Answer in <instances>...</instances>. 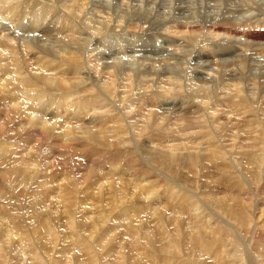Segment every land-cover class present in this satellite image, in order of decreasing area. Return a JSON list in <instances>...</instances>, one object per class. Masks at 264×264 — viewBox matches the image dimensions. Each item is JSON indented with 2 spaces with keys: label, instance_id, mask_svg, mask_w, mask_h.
<instances>
[{
  "label": "bare ground",
  "instance_id": "1",
  "mask_svg": "<svg viewBox=\"0 0 264 264\" xmlns=\"http://www.w3.org/2000/svg\"><path fill=\"white\" fill-rule=\"evenodd\" d=\"M28 2L24 14L57 21L29 18L22 28L41 35L22 39L10 16L21 0H0V106L15 115L0 130V177L14 174L8 193L31 181L37 200L55 199L61 212L51 230L31 222L19 246L24 218L0 224L7 248L17 246L3 264H264V46L248 55L245 40L212 28L261 21L264 0H40L36 12ZM129 22L147 28L127 33ZM179 22L208 31L165 33ZM27 133L39 146L19 141ZM76 147L90 151L77 157ZM56 165L64 172L49 176ZM45 181L56 184L49 199ZM20 187L8 197H25L29 211Z\"/></svg>",
  "mask_w": 264,
  "mask_h": 264
},
{
  "label": "rangeland",
  "instance_id": "2",
  "mask_svg": "<svg viewBox=\"0 0 264 264\" xmlns=\"http://www.w3.org/2000/svg\"><path fill=\"white\" fill-rule=\"evenodd\" d=\"M186 1H188L189 4H192V3H196L198 0H196V1L195 0H186ZM26 2H28V0H26ZM23 4H25V0H21V11H22L21 14H19L16 9L14 10L13 13L10 14L11 19L13 20V23L16 26H19V28L17 27L16 30L14 28H11V30L13 31V33L15 35H18L22 39L25 38L26 40H30V38H33V37L37 38L38 35H41V34H39V32L34 33L32 31H26V29L22 28L23 24L29 18H32L33 21H35L36 23H39V26L41 28H49V27H51V24L54 23V21H57V18H55V17L51 18V20H50L51 22H49L48 20H42V18H40V16H38V14H24ZM28 4H30V6H28V8H30V10H32V12H36V10H38V8H40V6H42V2H40V0H30V2H28ZM53 8H55V10H53V12L54 11L57 12L58 8L56 6H53ZM53 12H51V13H53ZM62 14H64V13H62ZM53 15H54V13H53ZM56 16H57V14H56ZM263 16L264 15H262L261 17L263 18ZM247 17H249V15ZM251 17H250L249 20H238V21L234 20V22L230 21V23H222L224 21H219V22H217V25L216 24L213 25L212 28H213V31L218 32V34H220L221 37H227V36L228 37H233V36H236L237 40L238 39H240V41L245 40L247 42V44L251 47V49L247 50V54L248 55H250V54L252 55L253 52H256V53L258 52L259 53V51H258L259 49H257V48H260L261 46H264L263 45L264 44V21H262V20H264V18L260 21V20H257V18L253 19ZM19 19H21V20L18 21ZM6 25H7V23H6ZM11 26H13V25H11ZM171 26L172 27H169L167 30H165V33H168L170 36L175 37L177 39H180V38L185 37V36L187 37L189 32H191L192 30L193 31L196 30V31H198L200 33L208 31L205 24H199V23H196V22H191V23L190 22H187V23H184V22L180 23L179 22V23H176L174 26L173 25H171ZM146 28H147L146 26H143L141 24H135L134 22H129V28H128V30H125V32H127V33H130V32L139 33V32L145 31ZM175 28H177L176 29L177 32H176L175 35H173L174 34L173 31L175 30ZM212 28L210 27L209 29L212 30ZM196 31H194V32H196ZM3 33H6V31H4ZM144 33H142V34H144ZM194 35H197V34H194ZM214 35H216V33H214ZM220 35H219V39L221 38ZM109 38H111V37H109ZM0 40H2V39H0ZM116 41L117 40H115L114 43ZM151 42L156 44V41H151ZM162 47H163V45H160V42H157L158 51H161ZM253 49L254 50L256 49V51H254ZM106 52H108V51H106ZM177 54H180V52H178ZM123 55H124V53H123ZM139 55L145 56L143 53H139ZM147 56L151 57L152 55L148 54ZM122 57L123 58L119 60L120 62L121 61H127L128 62V61L131 60V58H128L125 55L122 56ZM127 59H129V60H127ZM28 60H30V62ZM28 60L26 61L25 65H27L29 67L28 70H31V73L34 74L33 70L37 68V61L32 56H30L28 58ZM54 60H56V59H54ZM6 64L7 63H5V65L3 64L4 66L1 65L0 69H5ZM9 77H8V79H9ZM15 82L19 83V81H15ZM15 82H13L12 84L9 85L11 89H12L11 85H13V88H14V87H16V85L20 84V83L19 84H17V83L15 84ZM47 92L49 94L50 93H60V94H65L66 95V93H63V92H51V91H47ZM75 97H77V96H75ZM37 103L41 104L42 102L38 101ZM30 104H31V102H30ZM0 108H1V106H0ZM6 109H7L6 107H3V108L0 109L1 112L5 111V112H3L2 117L3 116L4 117L2 118L3 120L1 122V127H2V125H3V127L0 128V130H4V128L6 126V124H4V119L7 120L9 118L10 119L11 118H15V115L12 114V116H11L9 114V111L8 110L6 111ZM37 109H38V107H37ZM38 110H40V109H38ZM41 112L42 111L40 110L39 113H41ZM111 113H114V112H111ZM92 115L93 114H90L89 117L92 116ZM16 123H18V122H16ZM18 126H15V128H13V129L9 127L6 130L7 133L4 134V139L7 138V136H10V135H11V137L14 136L15 132L20 130V129H18L19 128ZM11 130L12 131L14 130V131L12 132ZM58 132H59V130H58ZM58 132H57V134H58ZM163 133H158V134H159V136H162V135H165V134H169L170 131L167 132V130H166ZM152 137H154V136H152ZM21 140H24L26 142H31L32 141V136L29 135L28 133L27 134H23V136L19 138V141H21ZM16 141L17 140H14L13 142H16ZM34 144H35V142L34 143L31 142V145H34ZM38 144H40V142L36 143L34 146H39ZM49 145H51V143L48 144L47 146H49ZM54 145H56V144H54ZM66 146L67 145H65L64 147H66ZM48 148H50V146ZM76 148L80 152V153H76L77 157L79 156V154L81 155V153H83L85 155L86 153H88L90 151V149H88L86 151V149H84L82 147H80L81 149L79 147H76ZM82 149H83V151H80ZM72 151H73V149H70L71 153H72ZM84 151H86V152H84ZM70 152L69 151L66 152L67 153V155H66L67 157H69L71 155ZM66 156H65L64 159H67ZM59 159H60V161L64 160V159H61V158H59ZM59 159L55 160V162L57 163L59 161ZM79 159H81V162H84V160H82L83 158H79ZM68 161H69V159H68ZM111 161L115 162L114 159H111ZM78 165H80V167L84 168L85 169L84 173H86L87 169H86L85 165H88L87 161L85 162V165L84 164L83 165L78 164ZM8 166H5V167L7 169H11ZM71 168H73V167H71ZM62 169H63L62 166L60 168L59 165H56V168L53 169L56 173H50L49 176L54 175V174L55 175H60L61 173L64 172L63 171L64 169L63 170ZM93 169H94L93 172H95V173H92V174L97 176L100 173V171L98 170V168H93ZM238 170H239V168H238ZM59 171H61V173ZM96 172H99V173H96ZM88 177H89V175H88ZM88 177L86 176L85 180L90 181V179H86ZM13 178H14V174H12V175H10L9 177H6V178L0 177V197H2L1 201H0V205H3V206H0V224L7 225V224H9V220H15V222L17 223V222H21V220L24 218V221L21 222L24 226L22 228L18 229L19 232H17V238H19V240H17V246H19V244H21V236L23 235V233L29 227H31V222H33V226H35V228H32L34 232H35V230H37V228H39V226H41V224H43V220H47V222H45V226H49V230H51V228H53V226H55V222H53V220H55V218H57V214H59V212H61V210L58 207L59 202H57V200H55V199H53V200H44L43 202H39L37 200L36 195L32 191V188L34 187V184H32L31 181L28 182V181L15 180V184H14L13 190H11V192L8 193L7 186H9V184H10L8 182L10 180H12ZM60 178H62V177L59 176L56 180H59ZM87 181L84 183L85 185L88 183ZM84 184L82 186H85ZM87 185H89V184H87ZM20 186H23L24 189H25L24 191L28 192V194L31 196V200H29V202H30L32 208L29 211H26L25 209L20 208V206L25 205L23 203V201L26 200L25 197H23V196H19V197L18 196H14V198L18 197L16 200H20L21 199L20 200V205H18L14 201L15 199H13V198L10 199L8 197V196H11V194L14 195V194L20 192L22 190ZM48 186L49 187L50 186L53 187V189L52 190H48ZM55 188H56V184L47 185V183L45 181V183L43 185V191H42L43 195L42 196H44L45 199H49L52 195H55ZM78 190H79V188H78ZM83 190H84V188L80 189V191H83ZM80 191H77V192L80 193ZM88 193H89V191H88ZM88 193H85L83 195H88ZM106 193H108V191ZM107 195H105V196L109 197V195L108 196ZM88 207L90 208V205L89 206L85 205L82 208H87L88 209ZM107 208H109V207L107 206ZM43 210H46V211L44 213H41V211H43ZM210 210H212V208H210ZM13 214H15V216H13ZM12 216L14 218H11ZM61 216H63V214H61ZM113 219H115L114 220L115 225L112 228H114V230H116V232H118V230H120V228H122L123 219L121 217H116V216H114ZM109 223L110 222H108V224ZM0 230H1V228H0ZM30 236H32V235H30ZM6 238H7V235L5 236V234H1V236H0V264H3V260H5V256H9V254H11V252H13V250H15V248H17V246H15V248H13V250H9V248H7V242H9V240H6ZM25 238H27V237H25ZM110 246H114V244H112V245L109 244V246H107V248H109V250H118L119 249L118 246H115L113 249H110ZM54 248H56V250H58V248H60V246H54ZM50 254H52V252H50ZM94 255L95 254H93V256ZM111 256H114V254H111ZM112 261H113V258H111V260H109V262H107V263H110ZM162 261L163 260H159V262H157V264H162ZM177 263H180V260H177ZM89 264H91V263L89 262ZM127 264H132V262H127Z\"/></svg>",
  "mask_w": 264,
  "mask_h": 264
}]
</instances>
